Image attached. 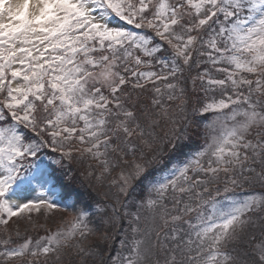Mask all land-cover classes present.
I'll list each match as a JSON object with an SVG mask.
<instances>
[{
	"label": "snow or ice",
	"instance_id": "6c2138e0",
	"mask_svg": "<svg viewBox=\"0 0 264 264\" xmlns=\"http://www.w3.org/2000/svg\"><path fill=\"white\" fill-rule=\"evenodd\" d=\"M0 264H264V0H0Z\"/></svg>",
	"mask_w": 264,
	"mask_h": 264
},
{
	"label": "trees",
	"instance_id": "16d2710c",
	"mask_svg": "<svg viewBox=\"0 0 264 264\" xmlns=\"http://www.w3.org/2000/svg\"><path fill=\"white\" fill-rule=\"evenodd\" d=\"M82 170H83L82 168L80 169L73 168L72 171H74V177L72 179H69L67 172H64L67 171V169H61L59 166L54 164L50 166L49 175L52 176L51 177L52 184L53 185L56 184L57 187L59 188L58 190L60 194H64V196L70 198L71 201L69 202L82 203L84 206L89 207L93 205L94 201H96L99 198L82 181V178L80 176V172ZM250 191H252V189H249L247 186H245V188L236 189L234 194H238L240 197H243ZM256 191H259V189H257ZM131 210L134 211L135 208L133 207ZM58 218H59V214H57L56 217L52 218L55 226ZM120 239L121 236L118 234L116 236L115 241L112 242L111 255L116 254L117 248L119 247ZM102 249L104 251H107L108 245L107 244L103 245Z\"/></svg>",
	"mask_w": 264,
	"mask_h": 264
},
{
	"label": "rangeland",
	"instance_id": "374dc122",
	"mask_svg": "<svg viewBox=\"0 0 264 264\" xmlns=\"http://www.w3.org/2000/svg\"><path fill=\"white\" fill-rule=\"evenodd\" d=\"M113 24L115 25V26H123L122 24H120V22L119 21H117V20H114L113 21ZM154 70H159L158 68H156V69H154ZM207 119H210V116L207 118ZM40 153H43V154H46V153H44L43 152V150L40 152ZM39 162V161H38ZM38 168H39V166H38ZM43 168H41V170L40 171H42L43 172ZM248 194V193H247ZM235 195H237V196H239L238 194H235ZM40 220H43L42 218L40 219ZM21 227H20V225H19V229H20Z\"/></svg>",
	"mask_w": 264,
	"mask_h": 264
},
{
	"label": "bare ground",
	"instance_id": "6f19581e",
	"mask_svg": "<svg viewBox=\"0 0 264 264\" xmlns=\"http://www.w3.org/2000/svg\"><path fill=\"white\" fill-rule=\"evenodd\" d=\"M58 197H60V196L58 195Z\"/></svg>",
	"mask_w": 264,
	"mask_h": 264
}]
</instances>
